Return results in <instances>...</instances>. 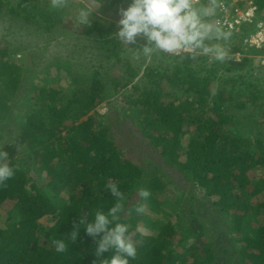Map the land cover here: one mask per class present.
Returning <instances> with one entry per match:
<instances>
[{"label": "trees", "instance_id": "trees-1", "mask_svg": "<svg viewBox=\"0 0 264 264\" xmlns=\"http://www.w3.org/2000/svg\"><path fill=\"white\" fill-rule=\"evenodd\" d=\"M64 1L74 0H0V164L13 173L0 181V218L7 217L0 264H105L114 250L100 254L104 234L87 231L101 213L110 228L127 227L135 248L128 264H264V91L246 80L255 65L261 68L254 57L260 52L231 35L216 38L215 30L205 43L220 44L223 59L202 50L169 55L143 35L125 47L120 26L105 19L89 15L74 26ZM75 1L119 21L132 2ZM230 1L202 0L205 7ZM249 2L264 20V0L237 5ZM13 24L37 32L33 69L16 59L30 47L10 39ZM58 31L69 45H53L50 35ZM238 53L241 63L234 62ZM62 59L85 71L58 67ZM27 71L38 75L30 88L22 85ZM51 75L57 85L64 81V92L47 84ZM137 148L149 155L136 156ZM199 196L225 231L210 229L196 208L185 212Z\"/></svg>", "mask_w": 264, "mask_h": 264}, {"label": "clouds", "instance_id": "clouds-1", "mask_svg": "<svg viewBox=\"0 0 264 264\" xmlns=\"http://www.w3.org/2000/svg\"><path fill=\"white\" fill-rule=\"evenodd\" d=\"M212 14V10L204 8L194 0H132L126 9L121 10L119 36L129 43H135L138 36H145L150 44L155 45L156 50L172 53L183 51L197 54L202 50L204 54L213 53L217 59H223V50L218 46H209L205 41L213 37V26L205 23L203 17ZM89 12L82 9L79 17L82 23H87ZM219 38V33H216ZM243 43V42H242ZM153 49L146 48V52ZM254 57L264 54V51ZM239 54V53H238ZM234 55V62L235 60ZM260 67L264 68L260 60H257ZM6 158V154H3ZM12 169L0 164V181L7 180L12 175ZM116 192V186H112ZM147 198L149 193L142 192ZM121 205L112 209V217L120 210ZM111 221L107 215L97 214L95 222L88 225L87 231L90 235H103L98 252L100 254L114 250V255L105 264H128L126 256H135V248L127 239V227L123 224H116L110 228Z\"/></svg>", "mask_w": 264, "mask_h": 264}, {"label": "rangeland", "instance_id": "rangeland-1", "mask_svg": "<svg viewBox=\"0 0 264 264\" xmlns=\"http://www.w3.org/2000/svg\"><path fill=\"white\" fill-rule=\"evenodd\" d=\"M64 4L66 6L69 7V10H68V20H71V23H73L74 26H79V24L81 23V20H80V17H79V12L80 10L82 9H87L88 12H89V15H95L96 17H99L101 19H105L104 21L107 23V25H111L112 23H114L115 25H118L120 26V21L117 20L116 18H119V17H114L113 19H108V18H105L101 15L100 12H97V10L89 3H86V2H81V1H64ZM121 14V12H120ZM119 14V15H120ZM7 23V22H6ZM67 23V21H66ZM65 23V24H66ZM8 24V23H7ZM14 26L11 28L10 32H9V36H10V39H13V40H17L19 42L16 43V45H19V46H22L23 45H27L30 47V50H27V51H23L22 53H19L17 55V60L21 61V60H25L26 61V64H24V67L27 69V70H30V66L32 65L31 61H30V52H31V49L33 47V45L35 44V39L37 40V32H34V31H30V32H25V30H22L20 29V27L18 26H15V24H13ZM8 26V25H6ZM69 30V28H68ZM68 30H66L67 32H69ZM77 30V29H76ZM73 33V32H72ZM65 32L63 31H58L57 32V35L56 34H51V40L53 42V45H55L57 43H59V45L63 44H68L69 45V39L66 38V36L64 35ZM71 37H74V34L71 36ZM56 41V42H54ZM41 43V47L40 49H42V47L44 46L45 44V39L40 41ZM130 46L131 43L129 42H126L125 43V47L127 46ZM214 46H218L219 48H221L220 44L218 43H213ZM36 48V47H35ZM34 48V49H35ZM48 48L51 50V51H56L55 48L52 47V45L50 44V46H48ZM229 48V47H228ZM227 48V50H229ZM62 50H60L61 52ZM150 62V61H149ZM43 63L44 62H40V67L43 66ZM257 65H259L258 61L255 62ZM80 63H77L75 62V59L72 60V59H62L61 62L57 65L58 67H65V66H68L70 65L72 67V71H77L79 73L81 72H84L85 69L82 68V66H79ZM73 65V66H72ZM57 67V68H58ZM118 66H116L113 70H112V75H114L115 73H118L117 71H120L119 69H117ZM255 69H253V72L250 73V72H247V78L246 80L249 81V82H254L256 83V85L258 86L259 90H262L264 91V70L263 68H259L255 65L254 67ZM33 69V68H31ZM38 70H41V69H38ZM65 72L68 71L64 69ZM119 74V73H118ZM235 74H231V76L233 77ZM56 75H51V77L47 80L48 81V85H50L51 83L54 84L55 86L59 87L58 88V91H65V83L64 81L60 83V85H57L58 83V78L55 77ZM38 77V75L34 74L33 71H31V73L29 71H27L25 73V76H24V80L22 82V85L23 87H26V88H30L31 85L30 83H32L36 78ZM38 82V80H36V83ZM105 111V109L103 110V112ZM108 112L106 111V114ZM19 115L17 114V108L13 109V119L14 121H19ZM120 133V134H118ZM116 134L121 137L122 139L124 138V134H123V131H117ZM136 156L138 157H142V156H145L146 157V154L147 153V149L144 150L143 148H137L136 151ZM144 154V155H143ZM149 155V154H148ZM149 170L150 169H153V168H156L157 166L154 165V164H150L149 166ZM258 173L256 174L255 177H258ZM174 177L171 176V179L172 181L174 180L173 179ZM174 183V181H173ZM174 186L177 187L179 190H184L186 194H191V191L190 189L188 188H184V184L180 181V180H176L175 183H174ZM188 195V196H189ZM200 198L199 199H195L193 201H187L188 205H187V208L185 209V212L187 214H189L192 209L196 208L198 210V213H201L202 216H205V219H206V222L209 224V227L210 229H212V224L213 226H216L217 228H220L222 229L223 231L226 230V224H225V221H223L221 219V216L219 214H217L215 212V210L212 208V205L207 202V201H204V198H202L203 196H199ZM146 211H149V207H147ZM149 217H151V219H155L153 213L149 212ZM6 219L7 217L6 216H3V218H0V225L2 224H6ZM41 225L45 228L49 227L52 225V223H50L48 221V218L44 219L41 221ZM147 227V228H150V226L148 225H143L142 228ZM228 227V226H227ZM150 232V231H149ZM151 233V232H150ZM214 239H215V234L213 235Z\"/></svg>", "mask_w": 264, "mask_h": 264}, {"label": "built area", "instance_id": "built-area-1", "mask_svg": "<svg viewBox=\"0 0 264 264\" xmlns=\"http://www.w3.org/2000/svg\"><path fill=\"white\" fill-rule=\"evenodd\" d=\"M242 0H234L231 3L217 2L215 6L209 5L204 6L202 0H194V2L204 8L212 10V14L203 17L204 22L211 24L213 29L221 34L231 35L242 40L245 48L256 49L264 51V20H258L257 8L252 4L248 3V7L244 8L237 4ZM252 29V32H247L244 27ZM163 53L181 56L186 53L183 51H176L172 53ZM244 55L238 54L235 56L237 62H241ZM258 59L264 66V54L260 55Z\"/></svg>", "mask_w": 264, "mask_h": 264}, {"label": "crops", "instance_id": "crops-1", "mask_svg": "<svg viewBox=\"0 0 264 264\" xmlns=\"http://www.w3.org/2000/svg\"><path fill=\"white\" fill-rule=\"evenodd\" d=\"M228 3H231V1H230V2H228Z\"/></svg>", "mask_w": 264, "mask_h": 264}]
</instances>
